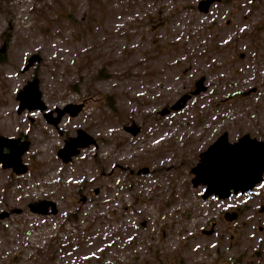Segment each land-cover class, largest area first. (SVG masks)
<instances>
[{
    "label": "rangeland",
    "instance_id": "1",
    "mask_svg": "<svg viewBox=\"0 0 264 264\" xmlns=\"http://www.w3.org/2000/svg\"><path fill=\"white\" fill-rule=\"evenodd\" d=\"M201 1L0 0V134L31 143L26 174L0 164V264H264V181L205 199L192 171L224 133L264 141V0Z\"/></svg>",
    "mask_w": 264,
    "mask_h": 264
},
{
    "label": "water",
    "instance_id": "2",
    "mask_svg": "<svg viewBox=\"0 0 264 264\" xmlns=\"http://www.w3.org/2000/svg\"><path fill=\"white\" fill-rule=\"evenodd\" d=\"M221 0H202L199 9L208 12L210 6ZM33 58L31 61H34ZM204 78L196 84L193 95H198L206 91ZM31 96V97H30ZM192 96H183L172 110L178 111L185 107ZM18 99L21 102L19 112L25 109L45 110L46 106L42 101V94L39 90V80L29 82L25 88L19 92ZM75 112L81 110V106H74ZM70 111V110H69ZM68 110L60 112V116L66 114ZM169 114V110H164L162 115ZM134 128V127H133ZM75 140L71 139L66 143V147L59 153L66 162L78 154V149L73 148ZM31 143L21 138H9L0 134V164L4 169H12L16 174L23 175L29 170L23 163V155L29 151ZM8 150L6 152L5 150ZM66 151L69 153L64 157ZM195 186L202 184L206 186L205 198L215 195L221 199H226L231 195L245 194L251 192L264 181V141L244 135L237 142L230 143L229 134L221 135L204 153L201 155V162L193 168ZM31 212L40 215L57 213V205L54 202L41 200L29 205ZM52 208L51 210H49ZM5 216L8 214L5 213ZM226 216L230 220L238 217L236 213H228ZM211 232H208L210 234Z\"/></svg>",
    "mask_w": 264,
    "mask_h": 264
},
{
    "label": "flooded vegetation",
    "instance_id": "3",
    "mask_svg": "<svg viewBox=\"0 0 264 264\" xmlns=\"http://www.w3.org/2000/svg\"><path fill=\"white\" fill-rule=\"evenodd\" d=\"M202 79V78H201ZM200 79V80H201ZM200 80H198V81H200ZM198 81L196 82V84L198 83ZM204 82H205V80H204ZM205 84V83H204ZM195 87H196V85H195ZM196 90V89H195ZM194 92V91H193ZM193 92L191 93V94H189V95H191V96H197V95H193ZM199 95V94H198ZM192 98V97H191ZM172 107V106H171ZM171 107L170 108H166V109H164V110H169V114L170 113H172V111H174V110H172L171 109ZM161 114H162V112H161ZM166 115H168V114H166ZM134 127V128H133ZM128 132H131L133 135H137V134H139V132H140V129L136 126V125H134V126H132V127H126L125 128ZM71 139H74L75 140V142H74V146H73V148H76V149H78V154L77 155H75V156H78L79 154H80V151L82 150V149H84V148H87V147H89L90 145H95L96 144V141H95V139L91 136V135H89L87 132H85L84 130H78L77 131V138H70V140L69 141H65V143H67V142H70L71 141ZM211 146V145H210ZM209 148V147H208ZM205 152V151H204ZM204 152H202V153H204ZM69 153V151H66L65 152V154H64V157L67 155ZM202 153H201V155H202ZM201 155H200V162H201ZM75 156H73L72 157V159L69 161V162H66L65 160H64V158L63 157H61L60 155H59V157L62 159V161L64 162V163H70L72 160H73V158L75 157ZM199 162V163H200ZM193 170V169H192ZM14 172V171H13ZM147 172H149V169L148 168H144V169H142L141 171H139V174L140 173H147ZM15 173V172H14ZM198 185H202V184H198ZM197 185V186H198ZM195 186V185H194ZM196 186V187H197ZM205 194V193H204ZM234 195V194H233ZM233 195H231L230 197H228V198H226V199H229V198H231ZM212 196V197H211ZM211 196H209V197H211V198H214V199H218V200H226V199H221V198H219L218 196H215V195H211ZM203 197L205 198V195H203ZM208 198V197H207ZM82 199H84V197H82ZM206 199V198H205ZM52 208H50V210H51ZM58 209V208H57ZM57 213H58V211H57ZM56 213V214H57ZM228 213H230V212H227V213H225V215L226 214H228ZM233 213H236V214H238V216L240 215V213H238V212H233ZM232 214V213H231ZM237 219H238V217H237ZM237 219H235V220H237ZM234 220V221H235ZM208 232H214V230H210V231H207V230H204L203 231V233H205V234H208ZM210 233V234H211Z\"/></svg>",
    "mask_w": 264,
    "mask_h": 264
},
{
    "label": "trees",
    "instance_id": "4",
    "mask_svg": "<svg viewBox=\"0 0 264 264\" xmlns=\"http://www.w3.org/2000/svg\"><path fill=\"white\" fill-rule=\"evenodd\" d=\"M4 34H7V32L6 33H4ZM5 37V41H9V38L7 39V37L6 36H4ZM1 59H0V62H4L5 60H3V57H0Z\"/></svg>",
    "mask_w": 264,
    "mask_h": 264
}]
</instances>
